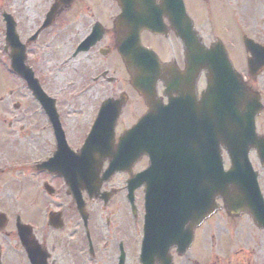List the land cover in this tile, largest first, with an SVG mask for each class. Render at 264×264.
I'll return each instance as SVG.
<instances>
[{"label":"flooded vegetation","instance_id":"flooded-vegetation-1","mask_svg":"<svg viewBox=\"0 0 264 264\" xmlns=\"http://www.w3.org/2000/svg\"><path fill=\"white\" fill-rule=\"evenodd\" d=\"M119 12L115 0H0L1 64L14 79L0 86V264H142L143 196L155 177L144 174L150 167L149 151L138 142L144 136H134L135 159L120 171L107 174L105 160L92 174L89 164L73 160L107 99L122 101L114 143L146 111L128 85L117 50ZM7 22L15 36L6 41ZM140 41L161 63L181 68L182 50L170 33L142 32ZM12 55L23 60L41 94L8 70ZM45 59L55 62L54 74L62 77L55 92L39 70L38 60ZM244 77L259 95L256 130L264 137V69ZM201 82L199 76L196 98ZM162 89L158 83L157 94ZM82 109L88 117L76 134L80 120L66 113ZM50 110L59 131L48 118ZM60 133L71 154L57 149ZM95 186L89 196L85 189ZM75 189L79 207L70 194ZM261 233L248 216H214L146 264H251V248L263 242Z\"/></svg>","mask_w":264,"mask_h":264},{"label":"water","instance_id":"water-1","mask_svg":"<svg viewBox=\"0 0 264 264\" xmlns=\"http://www.w3.org/2000/svg\"><path fill=\"white\" fill-rule=\"evenodd\" d=\"M119 1V23H122L124 33L119 51L125 68L130 72V85L144 97L150 114L159 109L154 106L152 97L159 70L164 68H160L152 53L140 46L139 33L142 30L161 33L164 30L162 18H165L182 45L184 71L174 82H164L166 90L176 92L181 82L191 81L200 71L206 72V87L200 105H195L189 92L183 96L182 90L177 91L181 93L183 102H191L196 125L202 126V169L196 172L194 168L178 167L176 172L172 170L170 173L176 179L146 190V218H176L173 221L182 225V230L185 226L190 229L215 211L214 201L219 198L228 215L246 213L264 231V202L256 182L257 174L252 171L247 157L254 149L264 167V139L254 132V117L260 110L258 98L238 79L221 43L217 42L208 49L200 44L181 0H159V6L154 5L156 0ZM244 45L252 55L254 68L260 67L264 62L256 55L257 46L247 39H244ZM135 53H138V60ZM101 118L109 121L107 116L102 115ZM97 129L99 127L94 125L83 150L97 142V135L101 133ZM221 149L230 163L227 171H223ZM193 154L191 152L190 157L193 158ZM114 156L115 153L108 158L114 159ZM101 159L97 158V162ZM186 176L193 180L189 183ZM178 238H182V234ZM148 247V244L144 245L143 254L148 252Z\"/></svg>","mask_w":264,"mask_h":264},{"label":"rangeland","instance_id":"rangeland-1","mask_svg":"<svg viewBox=\"0 0 264 264\" xmlns=\"http://www.w3.org/2000/svg\"><path fill=\"white\" fill-rule=\"evenodd\" d=\"M185 2L187 13L194 19L204 45L208 46L218 38L226 47L230 61L237 70L245 64V55L238 36L240 38L248 36L264 44V0H234L233 4L231 0H213L207 6L203 5V9L200 7L201 0H185ZM48 62L47 59L38 60L39 70L46 80V86L53 88L55 92V88L62 86V77L57 79L54 74L55 62L53 60ZM1 63L2 55H0V86L9 82L12 85L13 76L5 71ZM68 80L69 77L64 82ZM66 116L68 118L75 116L80 120L81 125L76 128V134L85 128V120L88 117L85 109L75 114L72 110H68ZM223 159L226 169L228 163L225 156ZM249 160L254 170L258 171V184L264 194V172L260 169L255 154L250 153ZM259 244L251 248V264H264V241Z\"/></svg>","mask_w":264,"mask_h":264}]
</instances>
